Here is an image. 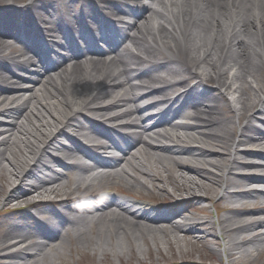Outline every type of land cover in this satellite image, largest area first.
<instances>
[{"label": "bare ground", "instance_id": "6f19581e", "mask_svg": "<svg viewBox=\"0 0 264 264\" xmlns=\"http://www.w3.org/2000/svg\"><path fill=\"white\" fill-rule=\"evenodd\" d=\"M1 136L0 202L36 225L0 220V264L144 262L145 238L263 258L264 0H0Z\"/></svg>", "mask_w": 264, "mask_h": 264}, {"label": "rangeland", "instance_id": "374dc122", "mask_svg": "<svg viewBox=\"0 0 264 264\" xmlns=\"http://www.w3.org/2000/svg\"><path fill=\"white\" fill-rule=\"evenodd\" d=\"M29 1V0H27ZM27 74V73H25ZM210 86L212 83L209 84ZM180 88V86L178 87ZM142 91V90H140ZM156 98V97H155ZM157 98H160V96L157 95ZM161 105V104H160ZM71 110H69V113ZM176 120H180L179 118H176ZM60 125V124H59ZM56 130V129H55ZM2 139V136L0 137V140ZM64 142H67V140L64 139ZM32 160V159H31ZM31 160H29L28 163H26L22 170L28 169L31 166ZM261 161V160H260ZM59 168V167H58ZM61 172H66L65 170L61 169ZM69 173V172H68ZM72 174H68V178H71ZM67 177H64L65 180L68 179ZM100 185V186H99ZM68 187H72V183L69 180ZM150 188L152 189V192L148 190H143L141 191V194L145 196V198L152 197L156 199L157 201H162V199H167L169 196V193L164 192V191H157L155 190V187L151 186V184H148ZM91 191L97 194H101L105 191H107V188L105 187L104 183L96 184L94 185V188H91ZM118 196H121L123 199L126 198L128 200H131V198L123 195H120L117 193ZM176 199L179 197L175 196ZM219 194L214 196L212 201H202L201 207L204 208L202 210H196L195 208L191 207L190 204H188V209L189 213L187 214H192L196 217L199 218H206L211 221H215L219 216H221L224 211L219 209L218 206L215 205V201L218 199ZM56 203V200L54 201ZM56 206L55 205H43V206H38L37 208H33L32 210H43V209H54ZM87 207V206H86ZM187 205L181 204L180 208H186ZM4 205L2 202H0V220L3 219H15V220H21L22 222L28 224L29 226H35L36 223L34 220L27 219V216L25 215L24 212H4ZM25 217V218H23ZM216 229V228H215ZM169 239L167 241H164L162 238H159L156 240H152L151 238H145L142 240H139V243L142 246L143 250V261L141 262L138 259H130V262H119L117 259L111 257L109 259L110 264H173L171 262H168L170 259H174L176 261V264H229L228 259L224 256L221 258H218L217 255L210 253L209 249L206 248L203 244H192L188 243L187 239L183 238V240L179 241L178 244H170ZM158 246V247H157ZM161 246V248L159 247ZM210 248H220L219 246L216 247L213 243L212 240H210L209 244ZM160 248V249H158ZM160 250V251H159ZM158 251V252H157ZM163 251V252H162ZM64 258L57 260L58 262H68L69 264H104L105 263V256L101 254H94L92 251L88 250L85 251H80L79 253H71L69 250V243L67 242L64 246ZM162 253V262H157L155 258L158 257V254ZM126 254L129 255V252H126ZM133 255V252L131 253ZM187 260H184V259ZM165 259V260H164ZM236 260L235 264H238ZM166 262V263H165ZM245 264H264V257L263 258H258L252 262H246Z\"/></svg>", "mask_w": 264, "mask_h": 264}]
</instances>
